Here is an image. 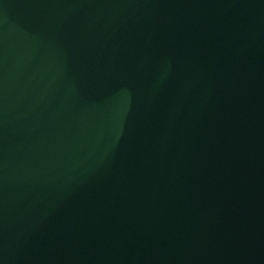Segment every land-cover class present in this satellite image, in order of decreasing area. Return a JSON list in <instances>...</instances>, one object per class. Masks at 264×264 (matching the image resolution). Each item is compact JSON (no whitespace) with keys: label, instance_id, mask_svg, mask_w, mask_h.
<instances>
[{"label":"water","instance_id":"95a60500","mask_svg":"<svg viewBox=\"0 0 264 264\" xmlns=\"http://www.w3.org/2000/svg\"><path fill=\"white\" fill-rule=\"evenodd\" d=\"M0 264H264V0H0Z\"/></svg>","mask_w":264,"mask_h":264}]
</instances>
